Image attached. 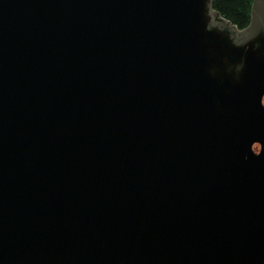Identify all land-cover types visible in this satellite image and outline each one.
<instances>
[{
  "label": "water",
  "instance_id": "obj_1",
  "mask_svg": "<svg viewBox=\"0 0 264 264\" xmlns=\"http://www.w3.org/2000/svg\"><path fill=\"white\" fill-rule=\"evenodd\" d=\"M0 0V264H264V0Z\"/></svg>",
  "mask_w": 264,
  "mask_h": 264
},
{
  "label": "trees",
  "instance_id": "obj_2",
  "mask_svg": "<svg viewBox=\"0 0 264 264\" xmlns=\"http://www.w3.org/2000/svg\"><path fill=\"white\" fill-rule=\"evenodd\" d=\"M254 0H213V10L238 30L250 24L251 7Z\"/></svg>",
  "mask_w": 264,
  "mask_h": 264
}]
</instances>
